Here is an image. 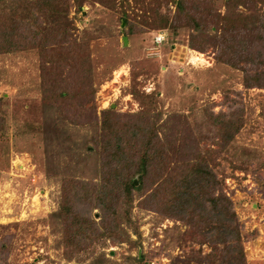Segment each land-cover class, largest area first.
I'll use <instances>...</instances> for the list:
<instances>
[{"label": "rangeland", "instance_id": "rangeland-1", "mask_svg": "<svg viewBox=\"0 0 264 264\" xmlns=\"http://www.w3.org/2000/svg\"><path fill=\"white\" fill-rule=\"evenodd\" d=\"M176 1H70L72 34L89 54L96 90L86 107H94L97 118L103 110L115 109L123 122L148 110L161 137L165 132L177 145L188 136L185 153L200 151L210 160L234 203L247 264H264V88L243 85L245 63L239 68L217 63L216 50L201 40L202 51L192 48L194 31L159 27L163 16L174 18ZM226 1L213 0L222 15ZM238 11L250 14L244 6ZM158 34L165 36L160 45L155 43ZM40 53L0 54V98L6 99L11 126L0 138V242L8 249L6 264H90L100 254L109 264H208L210 249L194 243L184 224L142 210L137 201L132 223L124 224L129 237L104 238L67 258L52 214L59 209L62 178L84 174L76 158L48 155L41 135L27 131L26 124L42 116ZM198 54H203L200 61ZM83 115L86 127L81 131H97L99 124L93 126ZM222 115L226 118L215 123L214 117ZM229 119L240 126L230 138L222 130ZM86 142L91 146L89 136ZM98 213L94 209L91 218Z\"/></svg>", "mask_w": 264, "mask_h": 264}, {"label": "trees", "instance_id": "trees-1", "mask_svg": "<svg viewBox=\"0 0 264 264\" xmlns=\"http://www.w3.org/2000/svg\"><path fill=\"white\" fill-rule=\"evenodd\" d=\"M70 1L0 0V54L41 52L42 116L26 124L27 131L41 135L48 155L76 158V167L84 174L62 178L59 209L52 214L63 234L67 258L104 238L129 237L125 225L132 223L137 201L142 210L184 224L194 243L210 249L205 255L208 264L217 258L220 264H247L234 203L210 160L200 151L185 153L188 136L177 145L165 132L161 137L148 110L123 122L115 109L103 110L97 118L96 109L86 107L96 90L89 54L72 34ZM175 4L174 18L163 16L159 27L170 24V31H194L192 48L202 51L201 40L216 50L217 63L234 68L245 63L249 69L243 68V85L264 88V0H227L223 15L213 0H177ZM240 6L250 14L238 11ZM5 101L0 98L1 139L11 128ZM83 114L88 123L99 124L97 131L88 135L81 131L80 127H86L80 119ZM225 118L214 117L215 123ZM239 128L229 119L222 130L230 138ZM94 209L99 213L91 218ZM7 250L0 242V264H6ZM199 251L197 256L202 254ZM106 263L109 260L100 254L90 264Z\"/></svg>", "mask_w": 264, "mask_h": 264}, {"label": "built area", "instance_id": "built-area-1", "mask_svg": "<svg viewBox=\"0 0 264 264\" xmlns=\"http://www.w3.org/2000/svg\"><path fill=\"white\" fill-rule=\"evenodd\" d=\"M78 27H80L78 25ZM163 41H165V36L163 34H158L156 37H155V43H157V45H160L163 43ZM197 59V61H200V59L198 57H195Z\"/></svg>", "mask_w": 264, "mask_h": 264}, {"label": "water", "instance_id": "water-1", "mask_svg": "<svg viewBox=\"0 0 264 264\" xmlns=\"http://www.w3.org/2000/svg\"><path fill=\"white\" fill-rule=\"evenodd\" d=\"M124 25H125V22H123V26H124ZM123 41H124V45H127V44H128L127 37H124ZM136 183H137V182H136Z\"/></svg>", "mask_w": 264, "mask_h": 264}, {"label": "bare ground", "instance_id": "bare-ground-1", "mask_svg": "<svg viewBox=\"0 0 264 264\" xmlns=\"http://www.w3.org/2000/svg\"><path fill=\"white\" fill-rule=\"evenodd\" d=\"M202 56H203V54H202V55H201V54H198V55H197V57H199V59H200Z\"/></svg>", "mask_w": 264, "mask_h": 264}]
</instances>
